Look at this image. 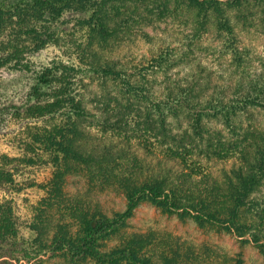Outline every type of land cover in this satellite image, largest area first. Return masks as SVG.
<instances>
[{
  "label": "trees",
  "instance_id": "1",
  "mask_svg": "<svg viewBox=\"0 0 264 264\" xmlns=\"http://www.w3.org/2000/svg\"><path fill=\"white\" fill-rule=\"evenodd\" d=\"M61 32L63 58L32 59ZM251 35L264 48V0H0V72L24 80L0 90L17 151L0 154V188L21 192L29 166L49 173L29 221L0 199V264H249L250 244L264 260V123L251 117L264 111V51ZM90 119L125 136L100 138ZM76 175L84 193L68 189ZM145 202L239 249L132 230Z\"/></svg>",
  "mask_w": 264,
  "mask_h": 264
},
{
  "label": "rangeland",
  "instance_id": "2",
  "mask_svg": "<svg viewBox=\"0 0 264 264\" xmlns=\"http://www.w3.org/2000/svg\"><path fill=\"white\" fill-rule=\"evenodd\" d=\"M74 23L75 19L67 16L64 26L67 28H73ZM63 33L64 32L60 33L58 41L49 44L46 48L33 56L32 59L48 61L63 58ZM249 42L256 46L257 51H264V48L261 46V39L257 36H249ZM131 47L144 51L146 45L142 40H137V42L134 45H131ZM23 89L24 80H20L14 71L5 70L0 72V90H2L6 96H12L16 92H21ZM98 111V108L96 110L94 109V112ZM251 117L256 124L264 123V111L261 109H254ZM131 123L132 125L128 128L130 132H128L127 136L128 139L130 137L129 140L131 142L132 150L139 154L143 151L136 147L138 141L140 140V133L135 130L141 132L139 130L141 127L134 125V121H131ZM86 124V128H89L92 133L96 134V136H99L100 138L106 139L109 136H112V138H114L117 142L122 139L121 137L125 136L123 133L124 130H119L114 125L109 127L107 132L103 133L101 128L97 126L98 124L95 119L88 120ZM12 128H14V126H12ZM119 133H121V137L118 135ZM14 140L15 138H13L11 134L0 132V154L5 153L12 156L15 155L17 151L12 146ZM48 174V171L44 168H40L39 166H29L25 169H20L18 179H20L23 183L22 191L16 192L9 185H5L0 188V199H10L21 219L26 222L29 221L33 216V205L36 204L44 195V191L39 187V183L45 181ZM86 188V178L81 175L71 177L68 183V189L71 192L84 193ZM95 191L96 189L94 192ZM99 197L109 210H122L125 206L123 198L115 192H107L105 194H101ZM130 226L132 230H155L162 236H179L187 243H193L196 245L198 247V251L200 243L205 241L210 242L211 245H221L223 247L221 251L239 249V241L236 236L223 232L219 233L214 229L204 230L197 226L193 221L183 222L176 216L163 213L159 208L148 202L139 206L135 215L130 219ZM245 253L249 264H264L263 257L254 245H248L245 248Z\"/></svg>",
  "mask_w": 264,
  "mask_h": 264
}]
</instances>
